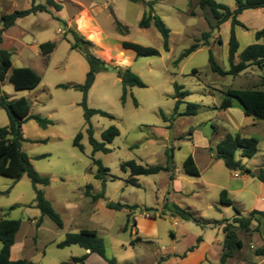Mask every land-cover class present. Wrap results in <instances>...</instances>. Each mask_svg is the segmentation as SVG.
Listing matches in <instances>:
<instances>
[{
  "label": "rangeland",
  "instance_id": "374dc122",
  "mask_svg": "<svg viewBox=\"0 0 264 264\" xmlns=\"http://www.w3.org/2000/svg\"><path fill=\"white\" fill-rule=\"evenodd\" d=\"M70 1L88 8L97 7L99 27L91 23L87 12H81L76 22L64 25L63 20L65 22L69 15L75 17L80 13V9ZM152 1L156 2L153 6L155 14L171 30L168 52L164 51L162 36L154 26L148 29L138 26L143 14L149 9L146 3ZM215 1L236 7L234 0ZM32 2L0 0V29L3 15L27 10L32 7ZM36 4H46V0H36ZM61 4L64 10L49 7L48 12L20 18L3 34L1 46L11 53L13 67H34L42 77V83L36 89L25 91L15 90L7 77L1 84V92L10 100L23 97L30 99L34 104L33 113L54 122L47 129L41 128L34 120L25 122L22 131L29 142L23 143L22 149L30 157L34 169L49 177L50 185L39 188L63 221V227L59 228L48 217L42 218L41 212L35 207V192L27 176L19 180L0 176V220L21 222L13 255L35 264H73L72 258L85 255L86 250L75 245L61 249L57 245L67 234L87 229L98 233L104 240L106 256L115 258L117 264H153L172 243L171 230L175 229L178 233L176 243L180 246L194 240L193 234L183 225L174 227L168 215L163 216L162 207L167 201H173L183 209L191 208L198 219L225 218L226 223L237 216L235 209L244 217H248L252 210L264 211L262 183L253 177L257 170L264 169V121L246 117L237 99H232V108L219 109L229 89H261L264 70L251 66L238 76H221L214 73L209 65V53L212 52L222 69L230 68V22L212 30L209 25L215 23L212 14L208 8H200L199 0H192L191 4L189 0H142L138 3L129 0H64ZM116 20L128 27L127 35H121L116 30ZM241 20L249 30L238 29L240 50L256 42L252 32L264 28V15L247 13ZM71 30L85 40H88L90 33L98 32V37L92 40L94 52L112 68L125 70L131 65V59L126 56L127 51L119 43L121 40L152 47L161 53L160 57L134 55L131 70L146 87L132 88L125 104L121 100L123 88L117 74L105 71L96 76L88 93V107L105 111L113 118L94 115L91 118L94 137L101 141V134L110 126H116L120 131V136L107 144L111 149L108 154L92 153L80 105L82 93L59 87L83 84L86 79L85 66L88 64L79 52L71 49ZM207 32L210 37L208 45H204L203 34ZM41 43H47L48 52L42 51ZM193 44H198L197 50L180 60L181 55ZM175 83L190 92L183 99L178 112L183 113L188 103H194L198 105L196 115H176L172 118ZM162 114L169 121L165 122ZM8 125V116L0 108V128ZM79 132L83 133V152L73 146ZM229 133L254 137L259 141L258 151L253 158L242 157L240 151L236 153V159L252 174L231 171L222 160L215 157L217 145ZM167 151H173L174 155V187L166 172L136 177L140 187L129 183L130 172L122 171L123 163L134 160L143 166H165ZM189 156L195 160L200 171L199 177L190 176L183 169V162ZM94 160H100L109 169L104 188L103 182L95 178L97 166ZM89 185L92 194L104 190L105 198L93 202L86 196ZM221 189L230 192V199L234 203L231 206L223 205L222 212H219L217 208L221 206ZM108 201L140 207L131 214L125 232L128 211L108 209ZM145 207L155 209L154 212L146 213V216L162 217H158L156 226L158 245L140 244L132 247L129 243L135 238L134 215H145L142 210ZM41 218L42 223L37 226ZM252 228V236L241 235L243 248L232 257L231 264L252 261L256 257L254 251L264 249V218L255 221ZM211 234L213 237L214 234ZM220 249L221 246L214 245L211 263L219 262ZM86 264H105V261L91 254Z\"/></svg>",
  "mask_w": 264,
  "mask_h": 264
},
{
  "label": "trees",
  "instance_id": "16d2710c",
  "mask_svg": "<svg viewBox=\"0 0 264 264\" xmlns=\"http://www.w3.org/2000/svg\"><path fill=\"white\" fill-rule=\"evenodd\" d=\"M32 7L27 10H17L12 14L3 15L1 20L3 22L2 28L0 29V108L3 109L9 119V125L0 128V176L12 178L15 180L21 179L23 176H27L30 180L33 190L35 192V207L41 212V216L48 217L53 221V223L59 227H63V221L60 215L55 211L52 203L46 198L45 193L38 186L47 187L50 185V179L48 176L41 175L38 173L32 163L31 159L26 152L23 151L22 145L25 142H29L24 138L22 126L28 120H34L41 128L47 129L53 125V121L47 118H43L39 115L31 114V104L26 98H20L18 100H10L7 95L2 94L1 84L6 79L9 74V81L14 86L17 91L34 90L36 89L42 79L41 76L30 68H13L12 65V55L9 51L2 48L3 34L10 27L15 25L17 19L27 17L31 14L37 12H48V8L52 7L58 11L62 9L61 5H58L54 0H46L45 5H36V0H32ZM134 3L141 2L142 0H129ZM192 0H189L191 4ZM236 3L235 10H231L227 5L220 4L215 0H199V6L201 9L208 8L212 14L214 24L210 23V28L212 30L219 29L221 25L226 22H230V38L228 42V62L230 65L229 70L222 69L215 60L212 52L209 53V65L214 73L221 76L231 75L238 76L245 72L251 66H258L264 70V28L255 33L256 43L248 45L241 53L238 54L240 44L236 36L235 27L244 25L238 20V16L248 10H257L264 8V0H234ZM156 2L146 3L148 6V11L145 12L140 20L138 26L141 29H148L154 26L157 31L161 34L163 39V49L164 51H169V40L171 35V30L166 26L164 21L155 14L154 4ZM116 30L121 35H127L129 33L128 27L122 25L118 20H116ZM72 41L70 46L72 50L78 51L84 56L89 65V71L86 74V79L83 84H71V85H60L63 89H75L82 93L83 98L81 102V107L83 108V116L85 125L87 126L86 132L88 135L89 144L92 147L93 155L97 152H102L108 154L111 149L107 147V144L112 143L115 138L120 136V131L116 126H110L108 129L103 131L101 134V141H98L94 137V130L91 124V118L94 115H99L101 117L113 118L109 113L92 109L88 107L87 99L88 93L95 83L96 76L99 73L108 71L105 68L106 62L98 57L93 49L94 43L93 39L98 37V32H92L89 35L88 40H85L82 36L77 34L75 31L71 30ZM210 33H204V45H208V38ZM262 41V43H258ZM221 42V41H220ZM122 48L125 50L133 51L136 57H160L161 53L159 50L152 47H144L142 45L124 41L121 43ZM198 44H193L188 48L180 57V60L188 57L197 50ZM45 52L47 51V44L42 46ZM238 61L236 62V58ZM117 77L121 80L123 94L122 103H126V99L129 91L132 88H145V83L136 75L130 68L125 70H120ZM175 89V107L174 115L180 116H190L196 115L198 112V105L194 103H188L187 108L183 113H179V107L183 103V99L187 97L190 92L184 90L182 85L177 83L174 84ZM232 99H237L243 109V113L246 117H252L257 120L264 121V79L262 81L261 89H229L225 93V99L219 106L220 110H227L232 108ZM137 106V101L134 100ZM163 120L165 122L169 121L168 118L162 114ZM83 139V133L79 132L73 141V146L78 148L80 151H84V146L81 143ZM259 141L254 137H242L239 134H227L217 145L215 151V157L222 160L225 167L231 171H240L244 174H252V172L245 168L240 160L236 159V153L241 152V156L244 158H253L258 151ZM172 150V149H171ZM167 154V164L165 166H143L136 161L131 160L125 162L121 165L122 171L130 172V184L135 187H140L138 176H149L156 175L161 172L169 173L170 183L174 181V166H173V151L166 152ZM46 156H41L40 158H45ZM94 164L97 166V172L95 178L103 182V188L106 183V176L109 171L107 167L103 165L100 160H94ZM184 171L194 177L200 176V171L195 163L192 156H189L183 162ZM254 178H257L261 183L264 184V169H259L253 174ZM91 186H87L86 196L90 197L93 202H97L100 199L105 198L104 190L99 194H92L90 192ZM8 193V192H5ZM2 194V193H0ZM220 203L225 206L233 205V201L228 198V193L223 190L220 194ZM108 209L114 211L127 210V218L124 227V232L127 229V225L131 221V214L139 209L138 205H128L121 204L112 201L106 203ZM15 208V207H13ZM11 208V209H13ZM143 213L154 212L155 209L143 208ZM237 216L232 220V222H227L223 228L225 234L223 252L220 258V264H225L229 258L234 257V255L243 248V242L239 239L238 233H244L246 235L252 232L251 224L253 221H259L264 218V211L253 210L250 212L248 217L242 216V214L237 210ZM169 213L175 218H179L183 221H192L197 224L204 225L198 219L193 212L188 209H183L179 205L167 201L163 208L162 214ZM151 217L155 218V215ZM42 218L38 221L37 226L42 223ZM226 222V221H225ZM134 225L136 221L133 220ZM210 224V222H207ZM217 224V222H214ZM21 222L18 220H0V242L2 243V248L0 250V264H35L32 261L18 259H11V250L16 243V236L20 230ZM142 241L141 238H135L131 245L136 242ZM79 246L80 248L88 251L85 255L81 257L72 258L73 264H86V260L91 254H96L104 261L106 264H117L115 258H108L106 256V247L104 240L98 235L95 230L83 229L78 233H69L66 238L59 243L58 248H65L69 246ZM194 248H190V251ZM257 256H264V249L256 250Z\"/></svg>",
  "mask_w": 264,
  "mask_h": 264
},
{
  "label": "crops",
  "instance_id": "0c3cea01",
  "mask_svg": "<svg viewBox=\"0 0 264 264\" xmlns=\"http://www.w3.org/2000/svg\"><path fill=\"white\" fill-rule=\"evenodd\" d=\"M2 1H6V0H2ZM54 2L56 4H58V5H61L62 6L61 10H64V5L61 4V3H64V0H62V2H59L58 0H54ZM70 3H72L73 5H76L80 9V13L78 15H75V17H72L73 15H69L68 19L65 20V22L63 20V24L64 25L70 24L72 22H76L77 19L81 16V14H82L81 12H87L88 13V18L91 20V23L94 26L95 25L98 26V23H97V14H98V10L97 9L98 8L97 7L88 8L84 4H77V3L72 2V1H70ZM36 5H39V4H36ZM40 5H45V4H40ZM229 8L233 11V10H235L236 7L235 8L229 7ZM247 13H262L264 15V8L257 9V10H254V11H245L244 13L239 15L238 16V20L244 25V27H240V26H236L235 27L236 36H237V32H238L239 28H243L245 30H249L248 26L241 20V18L244 15H246ZM17 20H16V22H17ZM16 22H15V24H16ZM257 31H259V30H254L252 32L254 34V37H255V33ZM255 41H256V39H255ZM120 42L122 43L124 41L121 40V41H119V43ZM258 43H262V41H259ZM45 44H47V43H41L40 47L42 48V46H44ZM246 47H243L241 50L239 48L238 54L241 53ZM42 51H44V50H42ZM126 51H127V55L126 56L131 59V65H132L135 53L133 51H130V50H126ZM128 53H131V55H128ZM87 64H88V62H87ZM12 65H13V63H12ZM130 66H128L126 69H128V68L131 69ZM13 68H17V67H13ZM18 68H24V67H18ZM30 69H32V70H34L36 72V69L34 67L30 68ZM88 71H89V66L87 65V66H85V72H88ZM7 77L9 78V74L7 75ZM41 79H42V77H41ZM41 83H42V81H41ZM16 100H18V99H16ZM27 100L31 104V114L32 115H37V114L32 112V110H33L32 107L34 106L33 102L30 99H27ZM242 111H243V109H242ZM53 125H54V122H53ZM171 184H172V187H174L175 186V180ZM38 188H39V186H38ZM261 188H262V190L264 192V184L263 183L261 185ZM223 190H225V189H221V191L219 193V203H220V194H221V192ZM173 192L174 193L176 192L175 189H173ZM227 193H228V198L230 199V192L227 191ZM168 194H169V192H168ZM97 202H95V203H97ZM173 203H175V202H173ZM222 206L223 205L221 204L220 208H217V210L219 212H222V208H221ZM187 209L194 213V211H192L191 208L187 207ZM144 214L145 215H142V214H135L134 215L135 216V221H136V225H135V228H134L135 229L134 230V235H135L134 237L135 238H141L142 241L136 242L134 245H131V242L135 239L134 238L129 243V245L132 246V247L138 246L140 244H145V245H150V246L151 245L152 246L153 245L154 246L158 245V243L156 241L158 239L156 226H157L158 217H159V219H162V217L157 215L155 218H153L150 215L146 216V213H144ZM165 215H168L167 217L171 221H173L174 227H177L179 225H183V227L186 228L187 231H189L190 233L193 234L194 240H193L192 243H189V244H187L185 246H180L178 243H176V241L178 240V233H176L175 229L171 230L170 231V235L172 237V243L169 244L168 247H166V249H164L162 251V254L160 255L159 259L157 261H154L153 264H220V258H221L222 252H223V246H224V240H225V234L223 232V228H224V226L226 224L225 221H227V219H225V218H223V219H204V218H201L200 220L202 222H205V223L206 222H210V224L201 225V224H197V223L192 222V221H183V220H181L179 218H175V217L171 216L169 213H165L163 216H165ZM235 217L236 216L232 217L230 220H228V222H231ZM181 222H184V223L181 224ZM214 222H217V224H214ZM221 222H223V223H221ZM190 223H192V224H190ZM253 223H255V221H253L252 224H251L252 232L250 234H248L249 236H252L251 234H253V232H254V229L252 228ZM211 233L214 234L213 237H212ZM241 235H243V233L239 232L238 233V237H239L240 240H242L241 239ZM215 244L218 247L221 246L222 249H220V254L218 255L219 262L218 263L217 262L216 263H211V261H210L211 252L214 249V245ZM192 247L194 249L190 251V248H192ZM14 248H15V245L12 247V250H11V259L12 260H18L17 257L13 255ZM259 249H262V248H259ZM254 250H255V248H254ZM256 250L254 251L255 255H256ZM86 253H89V252L86 251ZM232 259L233 258H229L226 261L225 264H231ZM105 264H106V262H105ZM232 264H237V262H233ZM244 264H264V256H257L256 255L255 259H253L252 261H247Z\"/></svg>",
  "mask_w": 264,
  "mask_h": 264
},
{
  "label": "water",
  "instance_id": "95a60500",
  "mask_svg": "<svg viewBox=\"0 0 264 264\" xmlns=\"http://www.w3.org/2000/svg\"><path fill=\"white\" fill-rule=\"evenodd\" d=\"M105 68L110 71L113 72L115 74H118L120 72L119 68H112L108 63L105 64Z\"/></svg>",
  "mask_w": 264,
  "mask_h": 264
},
{
  "label": "built area",
  "instance_id": "2783aa9c",
  "mask_svg": "<svg viewBox=\"0 0 264 264\" xmlns=\"http://www.w3.org/2000/svg\"><path fill=\"white\" fill-rule=\"evenodd\" d=\"M59 32H62L61 30H59Z\"/></svg>",
  "mask_w": 264,
  "mask_h": 264
}]
</instances>
